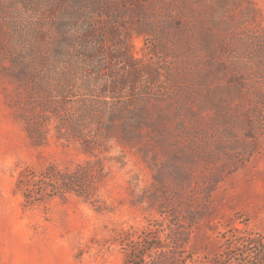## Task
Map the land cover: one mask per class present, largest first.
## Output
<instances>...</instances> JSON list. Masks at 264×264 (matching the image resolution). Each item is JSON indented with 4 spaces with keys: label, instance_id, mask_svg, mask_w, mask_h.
Instances as JSON below:
<instances>
[{
    "label": "rangeland",
    "instance_id": "rangeland-1",
    "mask_svg": "<svg viewBox=\"0 0 264 264\" xmlns=\"http://www.w3.org/2000/svg\"><path fill=\"white\" fill-rule=\"evenodd\" d=\"M1 5L0 264H128L131 240L187 232V255L209 262L264 234V0H31L43 53L62 25L73 37L53 59L82 67L56 99L12 72ZM77 171L89 197L45 178ZM256 252L238 246L233 264Z\"/></svg>",
    "mask_w": 264,
    "mask_h": 264
},
{
    "label": "trees",
    "instance_id": "trees-1",
    "mask_svg": "<svg viewBox=\"0 0 264 264\" xmlns=\"http://www.w3.org/2000/svg\"><path fill=\"white\" fill-rule=\"evenodd\" d=\"M31 0H7L3 2L6 5V12L8 14V21L5 25L10 26V37L12 43V55H13V69L19 78L25 80L28 76L31 77L32 81H35L37 85L34 90L42 94L44 91L52 99H56V95H52L53 91L57 92V96L62 98L69 93V88L73 86L75 81V74L77 70H81L82 67L79 63L71 62L67 58L60 60L54 58V54H61L65 56L70 40L73 35L64 26H58L56 29L57 41L54 37L52 46L47 49L52 51V57L43 53V48L39 45L38 39L45 37L49 39V33H43L42 25L36 23V16H26L24 9H27V3ZM1 5V4H0ZM3 5H1L3 7ZM26 5V6H24ZM5 9V7L3 8ZM45 35V36H44ZM52 38V37H51ZM10 50V49H9ZM15 50V52H14ZM259 52L264 55V41L260 42ZM63 61V63L61 62ZM61 62V63H60ZM66 62V63H65ZM65 64V65H64ZM264 66V62H263ZM53 82V83H51ZM43 95V94H42ZM55 101V100H54ZM56 102V101H55ZM94 102L87 103L83 109V114H93ZM53 103L44 102V107L51 109L53 112ZM45 110V109H44ZM33 117H27L28 131L30 136L37 141V144L41 143L43 139V125L42 118L40 115L32 114ZM89 116V115H88ZM78 123V122H77ZM72 125V124H71ZM66 126V122L63 121L60 127V135L58 137H65L66 132L63 133L62 128ZM74 128V135L76 137H83L84 133L81 125H76ZM50 182L53 183V189L56 193L65 195L69 192H74L79 196L89 197V185L85 180V172L77 171L74 173H53L50 176L45 175ZM49 182V183H50ZM161 231V229H158ZM157 241H153L154 237L151 235L143 234L142 236L133 239L128 245L129 253L127 262L128 264H233V250L238 246L245 247H256L257 252L255 253L257 261L254 264H264V234L252 236L246 232H240L239 235L231 237L228 240V252L223 257L215 258L209 262L197 261L193 256L187 255L185 251V245L191 240L190 233H172L167 234L165 237L158 236ZM159 240V241H158ZM190 256V257H189ZM192 259L191 262L187 259Z\"/></svg>",
    "mask_w": 264,
    "mask_h": 264
}]
</instances>
